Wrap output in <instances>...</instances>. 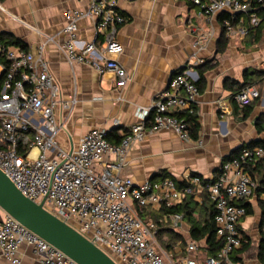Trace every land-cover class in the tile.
<instances>
[{"label": "built area", "instance_id": "obj_1", "mask_svg": "<svg viewBox=\"0 0 264 264\" xmlns=\"http://www.w3.org/2000/svg\"><path fill=\"white\" fill-rule=\"evenodd\" d=\"M184 1L197 6L200 16L253 12L254 27L263 20L248 0ZM88 2L87 10L66 11L63 31L67 40L61 48L71 66L85 64L100 74L112 72L116 86L123 88L131 76L120 61L124 46L118 34L126 19L119 1ZM257 4L264 16V0H257ZM84 18L96 20L98 26L96 37L87 42L78 35L79 21ZM243 23V18L237 24L225 18L226 36H247L249 29ZM201 43L202 37L195 41V46ZM42 49L35 54L18 45L0 43V169L22 194L42 203L108 252L118 264H238L232 255L242 246L240 223L247 215L246 207L238 202L253 196L259 187L247 168L264 160V146L245 147L237 157L223 161L216 178L207 186L197 174L191 175L182 188L171 177L135 184L123 174L132 145L150 132L173 130L186 141L194 140L186 119L177 113L196 112L200 90L194 66L203 60L180 70L151 108L138 110L140 120L123 134L119 143H112L105 129L94 128L70 154L57 140L63 128L58 113L60 108L73 106L76 100L74 96L64 100ZM260 96V88L254 84L234 94L240 107L251 105ZM195 141L203 145L200 138ZM205 190L215 204L216 234L223 241L222 248L216 257L199 258L201 244L191 240L187 254L175 258L161 246L157 224L152 220L145 222L139 211L150 206L175 207L187 196ZM183 218V213L173 212L166 219L177 227ZM23 244L34 250L41 264H79L5 213L0 219L1 255L19 264L18 251Z\"/></svg>", "mask_w": 264, "mask_h": 264}, {"label": "crops", "instance_id": "obj_2", "mask_svg": "<svg viewBox=\"0 0 264 264\" xmlns=\"http://www.w3.org/2000/svg\"><path fill=\"white\" fill-rule=\"evenodd\" d=\"M118 1L126 19L118 34L124 46L120 61L131 76L123 88L116 86L112 72L100 74L85 64L71 66L61 48L67 40L63 31L66 11L87 10L88 0H0V32H10L35 54L43 48L62 97L68 100L74 96L73 106L60 108L58 113L63 128L57 140L68 153L94 128L105 129L111 136H123L140 120L138 110L151 108L180 70L202 59L203 63L195 65L194 70L198 80L200 68L205 76L195 104L200 123L198 136L203 145L186 141L173 130L150 132L132 145L123 174L135 184L171 177L184 187L193 174L213 181L226 157L243 144L264 140V36L258 41L240 34L228 38L220 14L200 16L199 8L184 0ZM97 31L96 20L79 21L82 41L94 39ZM200 37L202 43L196 47L195 41ZM99 40H103L102 34ZM235 81L254 82L261 96L250 106L240 107L234 98ZM255 173L261 188L244 201L252 213L241 221V229L252 245L244 252L242 246L236 250L239 264H262L258 252L264 240V163ZM203 192L195 194L190 204L194 210L191 219L184 216L177 227L170 220L164 235L174 240L169 248L161 245L165 252L178 257L187 254L181 255L180 237L187 247L194 240L190 234L192 220L203 222L212 211V202ZM184 201L177 205L183 206ZM151 210L154 215L161 214L160 209L148 207ZM4 215L0 208V219ZM200 244L198 257L204 258L206 243ZM18 254L19 264H41L39 256L26 244L20 246ZM0 264L14 263L0 253Z\"/></svg>", "mask_w": 264, "mask_h": 264}, {"label": "trees", "instance_id": "obj_3", "mask_svg": "<svg viewBox=\"0 0 264 264\" xmlns=\"http://www.w3.org/2000/svg\"><path fill=\"white\" fill-rule=\"evenodd\" d=\"M249 3L252 5V9L253 11L257 12L259 15H261L263 17V20L261 22V24L259 26H252L251 25V13L253 12H248V13H239V14H230L228 12H223L222 14H220L219 19L220 21H224L225 18H229L232 19L234 24H237L241 18H243L244 23L243 25L245 27H248L249 32L248 35L245 37H249L251 40L253 41H258L260 39H262V37L264 36V16L261 13V10L258 9V4H257V0H248ZM0 43H5L8 45H18L21 46L23 49H27V44L24 43L21 39L13 36L10 32H0ZM207 66V64L205 65H201V67H205ZM205 76H204V70H202L200 68V79L197 81V84L199 87H201V83L203 82ZM254 82L252 81H248L245 83H239L237 81L233 82V85H235V90L234 92H238L240 90H242L243 88L249 86V85H253ZM250 106V105H249ZM247 107V106H246ZM244 107V108H246ZM178 117H184L189 125V133L192 139L197 140L199 138L198 136V132H199V127H200V123H199V119H198V114L197 112L194 113H189V112H181V113H177ZM262 124V123H261ZM260 124V125H261ZM262 130H264V122L262 124ZM107 138L112 142V143H119L122 139V136H111V132H108L107 134ZM264 146V140L263 139H259V140H254L250 143L247 144H243L242 146H240L236 151L233 152L232 155L226 157L224 159V161L227 160H232L233 158L237 157L240 152L242 151L243 148L245 147H253V146ZM261 163H264V160L259 161L255 166H249L247 169L250 172V174L252 175L253 179H255L258 184L259 187L256 190V192L259 191V189L261 188L259 179L256 177V173L255 171L257 169H259V166L261 165ZM213 181H209V180H204V184L207 186L209 184H211ZM180 188H182V186L179 184L178 185ZM203 194H206L209 198V192L207 190H205L203 192ZM195 194H191L189 196H187L185 198V203L184 205H177L175 207H167L166 205H163L159 212H161V214H157L154 215L153 211H148V208H145L144 211L146 213V217H147V221H154L157 226H158V240L161 243V245L165 248H169V245L172 243V241L174 240V237H169L166 239L164 232H165V228L169 225L170 220L166 219L171 213L173 212H182L184 213L185 217H189L191 219V217H193L194 215V210L191 207V202L194 199ZM211 200V198H210ZM245 200H242L240 202H238L239 205H242L244 207H246L247 209V214H251L252 211L249 209V206L246 205L244 203ZM212 202V200H211ZM264 204V202H263ZM211 208V214L209 215V217L201 222V221H193V224L191 226V238L202 243L203 241L206 243V248L207 251L205 252V255L207 256H217L218 253L220 252L222 245H223V241L221 239H219L217 237L216 234V224L214 221V217L216 214V209H215V204L212 202V206ZM162 211L164 213H162ZM263 212H264V208H263ZM165 218V219H164ZM263 224H264V215H263ZM240 231L242 234V247H241V251H247L250 247H251V241L249 236L243 232V230L241 229V223H240ZM264 233V232H263ZM264 239V236H263ZM181 243H183V253L182 255H185V253L187 252V247H186V243L184 242V239L180 237ZM236 253V251L234 252ZM232 255L233 260L239 264V258L236 257V255ZM258 258L259 260L262 262V264H264V240L260 245L259 248V252H258Z\"/></svg>", "mask_w": 264, "mask_h": 264}, {"label": "water", "instance_id": "obj_4", "mask_svg": "<svg viewBox=\"0 0 264 264\" xmlns=\"http://www.w3.org/2000/svg\"><path fill=\"white\" fill-rule=\"evenodd\" d=\"M0 208L79 264H118L108 252L48 211L42 203L24 196L1 169Z\"/></svg>", "mask_w": 264, "mask_h": 264}, {"label": "rangeland", "instance_id": "obj_5", "mask_svg": "<svg viewBox=\"0 0 264 264\" xmlns=\"http://www.w3.org/2000/svg\"><path fill=\"white\" fill-rule=\"evenodd\" d=\"M139 214H140V216L142 217V219L145 221V222H147V217H146V213H145V211L144 210H140L139 211ZM182 255V254H181ZM178 257V255H176L175 256V258H177Z\"/></svg>", "mask_w": 264, "mask_h": 264}]
</instances>
